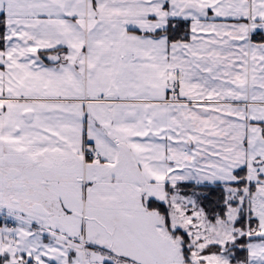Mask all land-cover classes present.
Returning a JSON list of instances; mask_svg holds the SVG:
<instances>
[{
  "label": "snow or ice",
  "instance_id": "1",
  "mask_svg": "<svg viewBox=\"0 0 264 264\" xmlns=\"http://www.w3.org/2000/svg\"><path fill=\"white\" fill-rule=\"evenodd\" d=\"M0 264H264V0H0Z\"/></svg>",
  "mask_w": 264,
  "mask_h": 264
}]
</instances>
